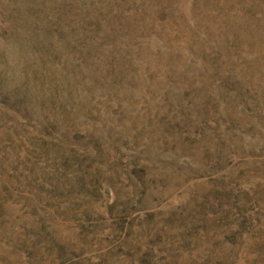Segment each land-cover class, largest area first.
Masks as SVG:
<instances>
[{
  "label": "rangeland",
  "instance_id": "1",
  "mask_svg": "<svg viewBox=\"0 0 264 264\" xmlns=\"http://www.w3.org/2000/svg\"><path fill=\"white\" fill-rule=\"evenodd\" d=\"M0 264H264V0H0Z\"/></svg>",
  "mask_w": 264,
  "mask_h": 264
}]
</instances>
